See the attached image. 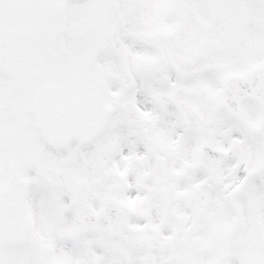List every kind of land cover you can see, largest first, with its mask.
Segmentation results:
<instances>
[{
	"label": "snow or ice",
	"instance_id": "1",
	"mask_svg": "<svg viewBox=\"0 0 264 264\" xmlns=\"http://www.w3.org/2000/svg\"><path fill=\"white\" fill-rule=\"evenodd\" d=\"M0 264H264V0H0Z\"/></svg>",
	"mask_w": 264,
	"mask_h": 264
}]
</instances>
